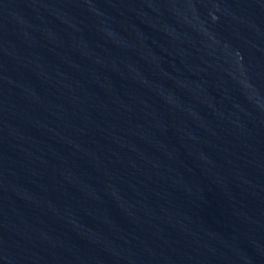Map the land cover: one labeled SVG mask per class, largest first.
<instances>
[{
  "label": "water",
  "instance_id": "obj_1",
  "mask_svg": "<svg viewBox=\"0 0 264 264\" xmlns=\"http://www.w3.org/2000/svg\"><path fill=\"white\" fill-rule=\"evenodd\" d=\"M0 264H264V0H0Z\"/></svg>",
  "mask_w": 264,
  "mask_h": 264
}]
</instances>
